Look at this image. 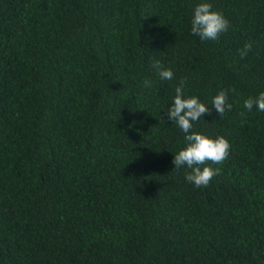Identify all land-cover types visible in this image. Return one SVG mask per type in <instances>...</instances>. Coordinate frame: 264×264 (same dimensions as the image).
<instances>
[{"label": "trees", "instance_id": "trees-1", "mask_svg": "<svg viewBox=\"0 0 264 264\" xmlns=\"http://www.w3.org/2000/svg\"><path fill=\"white\" fill-rule=\"evenodd\" d=\"M201 2L0 0V264H264V0H207L230 26L203 42ZM181 78L231 145L207 187L174 169Z\"/></svg>", "mask_w": 264, "mask_h": 264}, {"label": "clouds", "instance_id": "clouds-1", "mask_svg": "<svg viewBox=\"0 0 264 264\" xmlns=\"http://www.w3.org/2000/svg\"><path fill=\"white\" fill-rule=\"evenodd\" d=\"M213 5L207 0L197 4L194 7L191 20V34L199 37L203 41L217 40L221 33L226 32L230 26V22L225 18L223 13L213 11ZM252 43L244 45L243 49L238 50L243 59L251 50ZM152 67L158 71L161 80H172L174 73L171 68L162 67L160 61H155ZM186 78H181L178 86L175 88V96L171 106L168 108V119L178 126L185 134L184 140L186 146L182 148L178 154L174 156V169L187 168L190 171L185 172V179L194 184L196 187H207L212 178L219 174V168L204 166L206 162L212 164H221L229 155L230 143L224 136L211 138L202 133L192 131L194 123L199 121L205 115H211L209 104L202 103L197 96L185 97L184 87ZM146 88H151L152 82L148 79L144 81ZM235 92V89H227L220 91L211 100V105L215 111L221 116L225 110H231L232 104L227 103L228 92ZM259 111H264V92H261L255 98H248L244 101V108L251 112L253 107ZM243 115V113H242Z\"/></svg>", "mask_w": 264, "mask_h": 264}]
</instances>
